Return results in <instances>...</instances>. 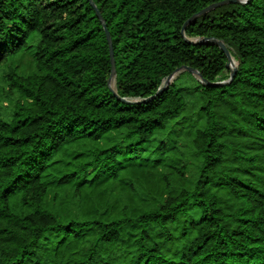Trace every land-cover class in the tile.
Returning <instances> with one entry per match:
<instances>
[{"label": "trees", "instance_id": "1", "mask_svg": "<svg viewBox=\"0 0 264 264\" xmlns=\"http://www.w3.org/2000/svg\"><path fill=\"white\" fill-rule=\"evenodd\" d=\"M222 1L0 0V264H264V0L180 33Z\"/></svg>", "mask_w": 264, "mask_h": 264}, {"label": "water", "instance_id": "2", "mask_svg": "<svg viewBox=\"0 0 264 264\" xmlns=\"http://www.w3.org/2000/svg\"><path fill=\"white\" fill-rule=\"evenodd\" d=\"M228 2H234V3H244V1H241V0H231V1H222V2H218V3H214V4H211L207 7H205L204 9L200 10L199 12L195 13L194 15H192L189 19H187V21L184 23V25L182 26V29H181V35L183 36L184 35V29L187 25H189L190 23H192L193 21H195L197 18H199L201 15L205 14L206 12L214 9V8H217L225 3H228ZM98 15V18L101 20L102 22V19L101 17L99 16V14L97 13ZM103 23V22H102ZM103 28H104V32H105V35H106V39H107V43H108V47H109V57H110V62H111V74H110V78L108 80V83L111 82L113 76H114V71H115V63H114V55H113V49H112V44H111V39H110V36H109V33L107 32V29L103 23ZM206 41H209L211 43H213L214 45L218 46L226 55L227 57V64H226V67L229 68L231 70V75L229 77V79H227L226 81H221V82H217V83H213L211 84L213 87H221V86H224V85H227L229 82H231V80L234 78L235 76V69L232 68L233 64H232V59H231V56L229 54V52L227 51V49L222 45L221 42H218L216 41L215 39L213 38H209V39H204L202 41V43L206 42ZM232 65V66H231ZM183 70H187L189 72H192V73H196L195 71H193L192 69L190 68H187V67H180L178 69L175 70V72L171 75H169L166 80L164 81L163 83V86L162 88L156 93V95H158L159 93H161L165 88L166 86L168 85V83L170 82V80L174 77V75H176L177 73L183 71ZM198 76H200L199 74H197ZM206 84H208L206 81H204ZM156 95H154L153 97H155ZM151 97V98H153ZM149 98V99H151ZM149 99H146L145 101L149 100Z\"/></svg>", "mask_w": 264, "mask_h": 264}, {"label": "rangeland", "instance_id": "3", "mask_svg": "<svg viewBox=\"0 0 264 264\" xmlns=\"http://www.w3.org/2000/svg\"><path fill=\"white\" fill-rule=\"evenodd\" d=\"M17 64V62H15ZM19 66L23 67L24 71H28L30 67V60L26 56H22L19 58ZM0 84H1V79H0ZM11 105L10 99H8L4 93H0V115L1 116H6L9 108Z\"/></svg>", "mask_w": 264, "mask_h": 264}]
</instances>
